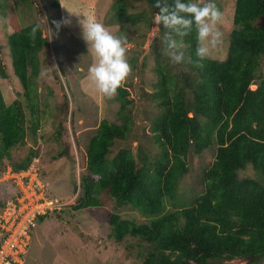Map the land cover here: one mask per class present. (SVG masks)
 Segmentation results:
<instances>
[{
    "label": "trees",
    "instance_id": "1",
    "mask_svg": "<svg viewBox=\"0 0 264 264\" xmlns=\"http://www.w3.org/2000/svg\"><path fill=\"white\" fill-rule=\"evenodd\" d=\"M147 2L150 12H159L156 0ZM113 8L117 20L127 17L125 0H116ZM232 23L222 60L196 56L195 30L174 34L187 46L184 60L175 66L156 48L157 81L147 96L159 111L149 119L145 141L136 136L140 141L135 148L128 143L132 99L123 84L115 95L120 122L100 120L88 140L85 169L76 185L79 194L71 207L113 205L108 214L112 236L142 243L143 264L264 261V0H235ZM12 26L7 41L24 100L7 102L0 90V158L9 157L10 148L36 132L39 106L46 103L37 77L39 53L48 38L36 22ZM0 70L5 76L2 64ZM25 109L32 116L29 125ZM117 141L124 144L114 152ZM212 148V161L200 178L204 189L186 205L168 210L166 203L175 198L180 178L189 171L188 155ZM64 154L68 151L59 156ZM33 155L31 150L14 169L25 168ZM123 205L137 210L145 221L122 217L117 209ZM49 212L38 215L37 223Z\"/></svg>",
    "mask_w": 264,
    "mask_h": 264
},
{
    "label": "rangeland",
    "instance_id": "2",
    "mask_svg": "<svg viewBox=\"0 0 264 264\" xmlns=\"http://www.w3.org/2000/svg\"><path fill=\"white\" fill-rule=\"evenodd\" d=\"M115 1L0 0V64L5 73V76L0 73V90L7 102L18 97L24 100L22 86L13 71L7 41L8 33L14 30L12 23L23 26L36 22L40 24L43 36L48 38L47 45L39 53L38 92H42L46 100L39 106V126L36 132L27 134L25 143L8 150L9 157L0 158V205L16 194L12 181L19 180V177L12 176L18 170L14 167L33 150L34 155L24 168V174L35 168L40 185L47 187L50 196L56 197L62 207L49 212L33 229L25 264H143L146 251L142 243L128 236L116 241L112 236L108 214L114 209L113 205L105 204L93 209L71 207L79 194L76 185L85 169L89 138L95 133L100 120L120 122L117 114L119 102L115 96L107 97L100 93L90 77L89 69L96 63V57L82 38L78 24L82 16L78 17L75 13L94 14L110 32L124 41L131 65V72L123 85L132 99L129 110L133 132L128 143L132 142L133 148L140 141L136 136L141 141L146 140V134L150 132L149 119L159 111L154 109L147 93L152 91L151 85L157 81L156 48L167 56L162 41L165 29L162 25L160 30L156 29V13L150 12L147 0H125L127 17L122 21L116 18ZM215 1L223 13V21L217 25L223 35L222 43L210 46L208 57L222 60L227 54L233 27L235 0ZM138 15L141 19L134 23ZM179 44L185 53L187 46ZM169 60L171 65L175 64ZM251 86L255 87V84ZM25 111V122L29 125L28 120L32 116L28 110ZM123 144L117 141L113 151ZM65 151L68 154L59 156ZM214 151L212 148L199 156L194 153L188 155L189 171L180 178L175 198L166 203L168 210L186 205L204 189L200 178L203 169L211 163ZM8 169L10 173H6ZM14 185L17 187L16 183ZM117 211L122 217L135 219L136 222L145 221V217L129 205H123ZM143 245L146 244L143 242ZM225 262L246 264L247 260ZM259 264H264V261Z\"/></svg>",
    "mask_w": 264,
    "mask_h": 264
},
{
    "label": "clouds",
    "instance_id": "3",
    "mask_svg": "<svg viewBox=\"0 0 264 264\" xmlns=\"http://www.w3.org/2000/svg\"><path fill=\"white\" fill-rule=\"evenodd\" d=\"M156 7L159 8V12L154 15V24L157 30L161 29V25L165 29L162 36L164 52L172 62L181 63L184 60V52L175 35L184 36L195 30L197 41L195 54L200 58L210 55L211 47L222 43L223 34L217 25L222 23L223 13L217 7L215 0H205V2L173 0L172 4H168L167 0H156ZM75 14L78 17L82 16L78 20L82 38L87 42L88 48L94 51L96 57V63L89 69L90 77L100 93L113 97L131 72L124 41L110 32L94 14ZM35 31L34 28L33 33ZM12 185L17 191L14 183ZM7 199L2 202L5 204Z\"/></svg>",
    "mask_w": 264,
    "mask_h": 264
},
{
    "label": "built area",
    "instance_id": "4",
    "mask_svg": "<svg viewBox=\"0 0 264 264\" xmlns=\"http://www.w3.org/2000/svg\"><path fill=\"white\" fill-rule=\"evenodd\" d=\"M24 170L13 173V177H19L12 181L17 185L16 194L8 198L0 210V264H24L38 215L60 208L47 187L40 185L37 170L34 168L26 174Z\"/></svg>",
    "mask_w": 264,
    "mask_h": 264
}]
</instances>
